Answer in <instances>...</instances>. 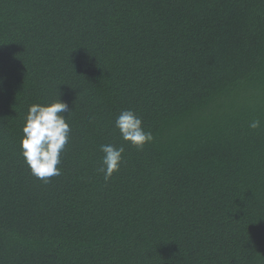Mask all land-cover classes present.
I'll list each match as a JSON object with an SVG mask.
<instances>
[{"label":"trees","instance_id":"16d2710c","mask_svg":"<svg viewBox=\"0 0 264 264\" xmlns=\"http://www.w3.org/2000/svg\"><path fill=\"white\" fill-rule=\"evenodd\" d=\"M58 97L45 183L20 141ZM0 264H264V0H0Z\"/></svg>","mask_w":264,"mask_h":264},{"label":"clouds","instance_id":"9594fccd","mask_svg":"<svg viewBox=\"0 0 264 264\" xmlns=\"http://www.w3.org/2000/svg\"><path fill=\"white\" fill-rule=\"evenodd\" d=\"M60 96V92H59ZM71 110L66 102L56 99L49 103H35L29 106L20 141L21 154L32 175L48 183L54 176L61 175L62 153L70 139L71 127L67 115ZM142 119L132 110H123L115 120L124 141L142 149L152 140V134L142 126ZM261 121L255 119L249 123L252 129L259 128ZM104 153L99 172L105 181L119 171L124 162V147L111 144L100 146Z\"/></svg>","mask_w":264,"mask_h":264}]
</instances>
